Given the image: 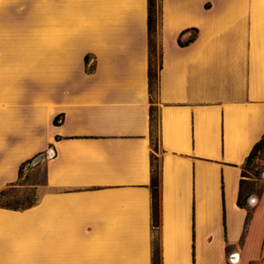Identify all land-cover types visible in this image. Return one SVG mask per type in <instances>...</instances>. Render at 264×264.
<instances>
[{
    "label": "crops",
    "instance_id": "crops-1",
    "mask_svg": "<svg viewBox=\"0 0 264 264\" xmlns=\"http://www.w3.org/2000/svg\"><path fill=\"white\" fill-rule=\"evenodd\" d=\"M159 1L155 149L147 0H0V190L45 155L37 203L0 208V264H152L155 238L162 264H264V187L237 205L259 180L264 0Z\"/></svg>",
    "mask_w": 264,
    "mask_h": 264
},
{
    "label": "trees",
    "instance_id": "trees-1",
    "mask_svg": "<svg viewBox=\"0 0 264 264\" xmlns=\"http://www.w3.org/2000/svg\"><path fill=\"white\" fill-rule=\"evenodd\" d=\"M161 22V4L159 0H147V32H148V83H149V91H150V99H151V108H150V133H151V144L156 149L159 143V137L154 136V128L156 123H158L157 110L153 101V93L158 90V81H159V70L162 67L161 61V50L158 45V62L156 64V40L155 35L157 34L158 27ZM197 35V29H192L191 37L186 41L178 40V43L182 46L189 44L192 42ZM85 60H88V57L85 56ZM60 117L56 116L53 119V123L57 124L60 122ZM264 145V134L261 140L254 145L253 149L246 157V160L243 165L242 174L245 176V167L254 166L255 160L260 157L261 148ZM33 158L28 159L23 162L19 168V179L21 177V173L23 167L29 163H31ZM155 157L152 158V169H151V180H150V189L152 194V213H153V226L155 230H157L160 226L158 210H159V201H160V184H161V169L159 167V162ZM246 180H241L239 195L237 199V205L239 207L246 206V198L249 195L250 191L245 190V185L248 184ZM15 183H10L7 187L0 190V196L5 193L6 188L15 186ZM36 202H29L27 204H23L21 206H12L10 204H0V208L12 209V210H24L30 208L35 205ZM251 212L248 210L247 220L250 218ZM192 260L195 261L194 256V244L192 246ZM152 264H162V255H161V247L159 241L155 238L153 240V251H152Z\"/></svg>",
    "mask_w": 264,
    "mask_h": 264
},
{
    "label": "rangeland",
    "instance_id": "rangeland-1",
    "mask_svg": "<svg viewBox=\"0 0 264 264\" xmlns=\"http://www.w3.org/2000/svg\"><path fill=\"white\" fill-rule=\"evenodd\" d=\"M156 46V64L158 62V41L155 35ZM156 91L153 93V101L156 102ZM158 134V123L154 128V136ZM158 163V162H157ZM245 174H252L259 178V180L250 181L245 185V190H259L264 187V145L261 148L260 158L258 162L251 167H245ZM45 182V167L43 160L31 161V163L23 167L21 177L16 182L15 186L6 188L5 193L0 196V204H10L12 206H21L29 202H36L39 197L37 188Z\"/></svg>",
    "mask_w": 264,
    "mask_h": 264
},
{
    "label": "water",
    "instance_id": "water-1",
    "mask_svg": "<svg viewBox=\"0 0 264 264\" xmlns=\"http://www.w3.org/2000/svg\"><path fill=\"white\" fill-rule=\"evenodd\" d=\"M43 160V159H45V155H44V153H39V154H37V155H35L34 157H33V159H32V161L34 160V161H39V160ZM231 259L232 260H235V257H231Z\"/></svg>",
    "mask_w": 264,
    "mask_h": 264
}]
</instances>
